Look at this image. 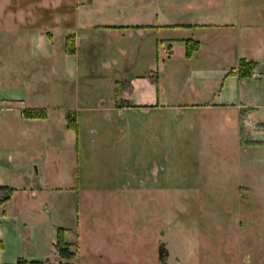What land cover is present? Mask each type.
<instances>
[{
    "label": "crops",
    "instance_id": "1",
    "mask_svg": "<svg viewBox=\"0 0 264 264\" xmlns=\"http://www.w3.org/2000/svg\"><path fill=\"white\" fill-rule=\"evenodd\" d=\"M251 3V0H0V49L20 51L17 65L24 67L21 72L25 74L19 79L14 77L9 70L12 63L7 60L11 55L5 54V58L0 55V61H6L0 71V107L16 105L21 107L20 113L45 110V119L29 121L46 122L50 111L65 113L59 103L64 99L67 105H75L83 112L97 113L104 127L118 130L123 138L131 129L134 167L129 177L131 182L116 188L131 196L128 206L133 220L135 216L138 219L142 194H167L171 190L166 182L158 181V163L171 166L174 161H185L180 154L185 146L197 143L200 160L204 147L217 146V151L222 153L233 146L239 149L264 146L261 140L264 137V7L253 13ZM186 41L197 43L189 57H186ZM67 48H73L74 53L68 54ZM104 50L116 53L101 60L102 69L116 68L120 75L114 84L115 99H110L109 105L101 102L89 107L92 93L79 87L83 83L91 87L85 82L91 80L93 73L88 65L80 66L79 58H93L92 52L98 55L97 51ZM242 59L256 66L250 77L240 80L236 70ZM141 64L147 70L135 74L134 67ZM22 81H30V87L22 89ZM30 93L39 98L36 104L27 102ZM25 103L28 108H23ZM241 110L249 111L245 118L253 125L243 133V141L260 145L240 144ZM104 113H111L110 118ZM70 120L62 128L67 134L75 132L77 147V119ZM99 128L92 125L90 131ZM219 147L224 149L221 151ZM142 162L151 163L149 177L142 178L139 171ZM0 187L13 191L3 198L0 192V202L8 197L0 203V238L6 244L7 226L16 222L9 206L20 190ZM239 188L240 193L248 191L246 186ZM31 192L44 194L45 188L39 186L36 192ZM116 192V189L105 191ZM79 207L77 203L76 210ZM58 229L64 232L72 259L58 255L56 231L54 240L50 238L49 242L60 259L58 262L24 261L75 264L79 239L71 237L67 229ZM30 234L31 231L28 234L17 231L13 235L11 254L14 256H10L11 260L4 259L6 251L1 249L0 264H15L26 258L24 250L36 244ZM137 234L139 237V228ZM132 258L136 264L137 257Z\"/></svg>",
    "mask_w": 264,
    "mask_h": 264
},
{
    "label": "rangeland",
    "instance_id": "2",
    "mask_svg": "<svg viewBox=\"0 0 264 264\" xmlns=\"http://www.w3.org/2000/svg\"><path fill=\"white\" fill-rule=\"evenodd\" d=\"M251 2L253 13L264 7V0ZM19 52L0 49L4 58L11 55L9 70L17 79L25 76L24 67L17 65ZM96 53L79 58L80 66L88 65L93 73L85 82L91 87H79L92 93L89 107L109 105L120 78L115 67L113 71L101 66L102 58L115 51ZM5 62L0 61V71ZM146 67H134L135 74ZM22 82V89L30 87V81ZM32 94L27 102L36 104L39 98ZM59 103L65 113L50 111L46 122L23 119L16 105L0 107V185L20 190L9 206L16 222L7 226L6 244L0 238L4 259L14 256L13 235L31 231L37 245L24 250L23 261L58 262L49 242L58 227L79 239L75 264H133V255L136 264H163L158 259L161 247L169 254L166 264H264V146H233L222 153L217 146L204 147L202 160L197 143L185 146L180 152L185 161L157 165L158 181L167 183L169 193L142 194L139 217L133 220L128 206L132 198L119 192L123 183L131 182L134 170L133 131L123 138L118 130L104 127L97 113L83 112L64 99ZM104 116L110 118L111 113ZM62 117L70 123L77 119V147L75 132L67 134L62 128ZM92 125L99 128L94 129L97 134L90 131ZM139 168L142 178L149 177L151 163L142 162ZM39 186L44 194H32ZM240 186L248 188L246 194L240 193ZM109 189L118 192L105 193ZM0 192L1 198L9 196L6 190Z\"/></svg>",
    "mask_w": 264,
    "mask_h": 264
},
{
    "label": "trees",
    "instance_id": "3",
    "mask_svg": "<svg viewBox=\"0 0 264 264\" xmlns=\"http://www.w3.org/2000/svg\"><path fill=\"white\" fill-rule=\"evenodd\" d=\"M185 48H186V57H189L190 54L197 48V43L194 42H190V41H186L185 42ZM66 52L68 54H73L74 53V49L73 48H67ZM256 64L254 62H248L246 60H240L238 63V67L236 70V75L238 77V79H245L250 77L253 69L255 68ZM119 86H121L120 84L116 85L117 89H119ZM249 111L248 110H241L239 112V121L241 122L242 119L244 117H246L247 113ZM22 116L25 119L28 120H35V119H45L46 118V111L45 110H24L21 112ZM239 131H240V144L242 146H255V145H260L261 143L259 142H247V141H243V128L240 124L239 127ZM1 190H6L8 191L9 195H11L13 193L12 190L8 189V188H4V187H0V191ZM8 200V197L5 198L2 202H6ZM1 202V203H2ZM56 251L58 253V255L63 258V259H72L73 258V254L68 253V245L64 242V232L62 229H58L57 230V236H56ZM2 249V243L0 241V250ZM167 257V251L161 247L158 250V259L161 262H164L165 259ZM15 264H43L40 262H26L23 261L22 259H19Z\"/></svg>",
    "mask_w": 264,
    "mask_h": 264
},
{
    "label": "built area",
    "instance_id": "4",
    "mask_svg": "<svg viewBox=\"0 0 264 264\" xmlns=\"http://www.w3.org/2000/svg\"><path fill=\"white\" fill-rule=\"evenodd\" d=\"M241 126L245 129H251L253 128V125L251 124L250 121H248L246 118L243 119L241 122H240Z\"/></svg>",
    "mask_w": 264,
    "mask_h": 264
}]
</instances>
